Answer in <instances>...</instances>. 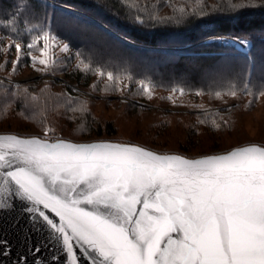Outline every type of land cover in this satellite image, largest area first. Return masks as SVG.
<instances>
[{"label": "snow or ice", "instance_id": "snow-or-ice-1", "mask_svg": "<svg viewBox=\"0 0 264 264\" xmlns=\"http://www.w3.org/2000/svg\"><path fill=\"white\" fill-rule=\"evenodd\" d=\"M8 41L0 53L14 51L15 72L26 53L21 43ZM41 41V56L27 55L46 71L58 45L45 33L28 47ZM14 198L28 202L31 218L61 238L68 264H79L77 246L91 264H264V146L189 158L134 143L73 142L50 127L39 134L5 133L0 209H11Z\"/></svg>", "mask_w": 264, "mask_h": 264}, {"label": "rangeland", "instance_id": "rangeland-1", "mask_svg": "<svg viewBox=\"0 0 264 264\" xmlns=\"http://www.w3.org/2000/svg\"><path fill=\"white\" fill-rule=\"evenodd\" d=\"M228 1L231 5L241 6L264 2ZM121 2L131 12L140 13L139 18L146 14L148 20L164 21L172 28L183 25L181 22L189 13L207 10L201 0L200 3L197 0ZM208 2L212 6L218 4L214 0ZM57 6L61 13L55 18V26L60 30L67 28L69 33L64 31L67 39L43 30L42 34H30L23 41L0 30V46L11 39L21 43L26 53L15 72L12 70V61L16 58L14 51L0 53V65H3L0 67V134H39L45 127H50L55 129L57 137L73 142L134 143L159 153L189 158L222 154L251 144L264 146L263 59L234 61L229 55H222L208 60L203 70L201 62H190V67L201 71L195 79L184 73L166 78L159 71L175 61L174 51H196L204 43L217 41L227 42V46L234 41L247 49L246 41L232 35H214L195 46L154 48L121 38L124 36L112 26L78 7ZM71 29L77 38L70 33ZM11 31L14 34L18 30L13 28ZM22 32L28 35L27 30ZM45 33L54 37V43L58 45L52 49L55 64L46 71L39 63L33 67L27 55L41 56L43 41L36 48L28 45ZM229 38L233 41H228ZM75 41L80 46H71L70 42L77 43ZM63 46H67L66 52L61 51ZM154 51L162 53L161 58L150 54ZM81 61L89 65L88 70L83 69ZM72 72L81 74L80 82H73L69 76ZM108 72L114 75L112 81L107 79ZM85 83L88 84L85 86ZM145 86L150 87V93L144 91ZM24 89L30 93L27 97ZM231 92L236 95L231 96ZM217 93L221 96L217 97ZM86 116L102 123L111 122L116 134L94 136L84 122ZM221 122L230 125V129L218 132L213 128L219 127Z\"/></svg>", "mask_w": 264, "mask_h": 264}, {"label": "trees", "instance_id": "trees-1", "mask_svg": "<svg viewBox=\"0 0 264 264\" xmlns=\"http://www.w3.org/2000/svg\"><path fill=\"white\" fill-rule=\"evenodd\" d=\"M122 0H0V30L11 35L14 39L26 40L30 34L40 35L43 30L62 35L67 39L66 29H57L55 26L57 16L61 13L57 5H70L78 7L93 17L109 24L121 37L126 40H133L139 44L157 46L185 47L190 44H198L203 39L214 35H232L243 42H247L249 48L244 49L241 45L227 46L221 42L204 43L195 49L196 51L186 52L174 51L175 61L168 67L160 69L162 77L170 78L175 74L184 73L191 79L198 75L199 70L190 67L191 63L201 62L200 68L205 69L207 61L216 59L222 55H229L234 61L245 59L257 61L264 60V2L249 5H231L228 0H214L218 4L212 6L209 0L204 2L205 9L202 12L189 13L187 17L175 28L165 25L164 21L148 20V15L142 14L141 18L124 5ZM200 0H197L199 2ZM53 3H57L53 4ZM200 3V2H199ZM199 9V8H198ZM195 11H198L197 9ZM85 12V14H87ZM84 13V12H83ZM87 14V15H89ZM90 15V16H91ZM11 26H13L11 28ZM18 31L12 34L11 29ZM29 28V29H28ZM27 30L28 35L22 31ZM65 31V33H64ZM74 32L72 29L70 33ZM75 38H77L76 33ZM70 42L71 46L78 47L80 43ZM78 45V46H77ZM137 49V48H136ZM165 54L172 52L161 51ZM156 58H161L162 53H150ZM159 61V59H158ZM189 67H186V63ZM250 65V63H249ZM189 68V69H187ZM191 74V75H189ZM73 82H80L81 74L69 73ZM193 76V77H192ZM161 77V78H162ZM176 77V76H175ZM197 82V81H195ZM88 83H85V86ZM19 101V102H18ZM17 102L21 104L20 100ZM86 116L84 122L88 124L94 136L115 135L114 125L111 122H98L93 117ZM85 124V125H86ZM221 122L217 128L218 132L230 129ZM93 128V129H92ZM105 134V135H104Z\"/></svg>", "mask_w": 264, "mask_h": 264}, {"label": "water", "instance_id": "water-1", "mask_svg": "<svg viewBox=\"0 0 264 264\" xmlns=\"http://www.w3.org/2000/svg\"><path fill=\"white\" fill-rule=\"evenodd\" d=\"M29 207L28 202L14 198L11 209H0V264H14L21 257L26 264H34L36 260H40L41 264H68L66 254L62 251L61 238L39 217L34 221L32 214L27 211ZM45 211L58 221L54 213ZM4 242L8 249L7 256L3 255ZM37 248L40 249L39 252L36 251ZM76 252L80 258L79 264H91V259L79 246L76 247ZM54 255L56 260H53Z\"/></svg>", "mask_w": 264, "mask_h": 264}, {"label": "built area", "instance_id": "built-area-1", "mask_svg": "<svg viewBox=\"0 0 264 264\" xmlns=\"http://www.w3.org/2000/svg\"><path fill=\"white\" fill-rule=\"evenodd\" d=\"M228 41H231V42H232L233 40H232L231 38H229V40H228ZM226 43H227V42H226Z\"/></svg>", "mask_w": 264, "mask_h": 264}, {"label": "bare ground", "instance_id": "bare-ground-1", "mask_svg": "<svg viewBox=\"0 0 264 264\" xmlns=\"http://www.w3.org/2000/svg\"><path fill=\"white\" fill-rule=\"evenodd\" d=\"M237 39V38H236ZM238 40V39H237ZM222 41V40H221ZM225 41V40H224ZM240 41V40H239ZM239 45H240V43H239Z\"/></svg>", "mask_w": 264, "mask_h": 264}]
</instances>
